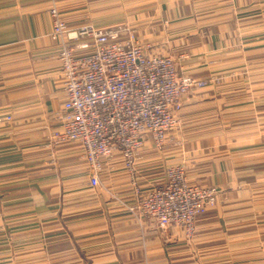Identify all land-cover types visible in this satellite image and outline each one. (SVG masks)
I'll use <instances>...</instances> for the list:
<instances>
[{"label": "crops", "instance_id": "obj_1", "mask_svg": "<svg viewBox=\"0 0 264 264\" xmlns=\"http://www.w3.org/2000/svg\"><path fill=\"white\" fill-rule=\"evenodd\" d=\"M248 1L0 0V264H14L25 244L39 246L25 252L28 264H264V125L226 119L264 112V95L231 87L251 85L231 75L263 49L244 27ZM53 6L72 28L129 25L163 54L183 55L180 73L224 81L220 93L211 84L188 96L180 136L173 133L164 150L144 146L136 163L149 190L185 151L196 156L190 181L221 190L192 241L130 214L121 163L91 188L77 143L52 144L65 102Z\"/></svg>", "mask_w": 264, "mask_h": 264}, {"label": "built area", "instance_id": "obj_2", "mask_svg": "<svg viewBox=\"0 0 264 264\" xmlns=\"http://www.w3.org/2000/svg\"><path fill=\"white\" fill-rule=\"evenodd\" d=\"M50 14L65 88L52 144L77 143L91 188L101 187L106 169L121 163L133 195L130 214L192 238L199 217L219 203L221 190L192 183L185 160L168 165L165 181L145 190L136 163L144 146L165 148L179 129L187 97L219 78L180 73L177 59L183 55L163 54L129 25L72 28L56 6Z\"/></svg>", "mask_w": 264, "mask_h": 264}, {"label": "rangeland", "instance_id": "obj_3", "mask_svg": "<svg viewBox=\"0 0 264 264\" xmlns=\"http://www.w3.org/2000/svg\"><path fill=\"white\" fill-rule=\"evenodd\" d=\"M242 10L245 12L246 15H250L248 19H245V26L244 27L246 28V30H249L250 36L254 37V40L251 42H253L256 45L262 46L263 49H262V52H260V53H256L253 55L251 54V55L247 56L246 64H244L245 67L242 68L241 70H239V71H241V73H236V72L234 73L233 72V74L231 75V78L239 79L236 82H242L241 79H244V80L247 79V80H249L251 85H240V84H238V85H231V87H233L235 89H239L238 94H241L242 91H244L246 95H249L247 97L252 98V96H256L259 94L264 95V0L250 1L249 4L246 5L245 7H243ZM253 43H250V44H253ZM234 54H236V53H234ZM238 62H244V60L240 58V60ZM253 79L255 82L254 84H253ZM214 86H215L214 87L215 89L212 92L215 94L220 93L221 91H219V90L224 88V81L222 79H220L218 82H216V84ZM262 98H264V97L262 96ZM241 100L242 99L237 100L239 108L243 107L242 106L243 103H241ZM251 101L252 100H250V102H245L246 108L247 107L251 108L253 106L254 102H251ZM262 101L264 102V100H262ZM234 106H237V104H235ZM226 119L229 120V122H234V121H236V122L237 121H247V122L255 121L256 122V121H260V124L263 126L264 125V112L261 113L259 116H255V115H253V113H250V114H245L244 116L232 115V116H230V118H226ZM220 120H221V123L224 124V117H221ZM176 128H179V129L176 132L174 131V133L176 134L177 137H179L180 136V128H182L181 124H179ZM172 135H174V134L172 133L170 136H172ZM167 143H166V145H167ZM184 152L185 151H182L180 154L175 156L176 158H173V159H176V160L173 161L171 164L176 163L178 161L185 160L188 163V165H192L193 159H195L196 156L193 155L190 157V156L184 154ZM175 154H177V153H175ZM180 236H183L184 239H186L188 241H192L193 238L195 237V235H194L192 238H189L183 233L180 234ZM23 237H25V236H23ZM40 243H42V242L40 241ZM32 247L36 248L39 246H38V244L34 245V246H28V244H25L23 246H20V248H17L16 251H20L22 253L16 255L18 257H16L14 264H28V262L25 261V259L27 257H23V256L26 254L25 252L28 249H31ZM36 251L41 252L43 250H36ZM184 252H186V250H184ZM4 264H9V263H4ZM41 264H47V263H45L44 260H42Z\"/></svg>", "mask_w": 264, "mask_h": 264}]
</instances>
